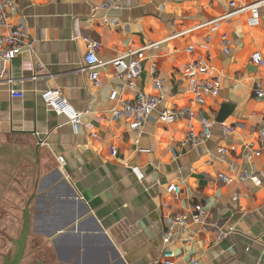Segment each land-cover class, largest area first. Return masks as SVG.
<instances>
[{"label": "crops", "instance_id": "obj_1", "mask_svg": "<svg viewBox=\"0 0 264 264\" xmlns=\"http://www.w3.org/2000/svg\"><path fill=\"white\" fill-rule=\"evenodd\" d=\"M102 1L10 0L14 7L2 8L0 0L8 23L25 20V41L34 42L0 62V216L23 224L30 203L31 237L45 241L47 264H163L167 247L176 253L175 264H264V97L256 92L257 81L264 88V65L252 62L255 52L264 58V4L257 24L246 11L197 28L232 11V0H124L110 10L98 8ZM85 37L101 43L102 61L148 47L136 85L162 99L139 131L130 118L114 114L135 90L120 84L113 65L100 68V88L81 70ZM198 58L209 61L205 77L221 82L218 95L204 104L183 75ZM9 77L23 98H11ZM48 88L83 112L77 132L45 104L40 94ZM112 90L117 101L109 99ZM180 107L195 112L197 131L210 123L205 143L183 146L191 127L186 120H157L159 110ZM132 166L141 169L142 180ZM245 170L253 177L218 178ZM171 184L182 192L169 193ZM196 204L205 207L208 221L235 232L213 244L210 228L192 224L189 233L164 243L168 217ZM73 220L79 234H61L56 242L48 237Z\"/></svg>", "mask_w": 264, "mask_h": 264}, {"label": "built area", "instance_id": "obj_2", "mask_svg": "<svg viewBox=\"0 0 264 264\" xmlns=\"http://www.w3.org/2000/svg\"><path fill=\"white\" fill-rule=\"evenodd\" d=\"M124 0H103L99 5V9L110 10L119 9L123 6ZM230 7L232 11L225 13L224 15L213 19L209 22L202 23L197 28L214 24L220 20L230 18L235 14L250 11V23L257 24L260 20L259 8L264 4V0L256 1L252 4H238L235 0H232ZM5 6L14 7L10 0H3L2 8ZM25 20H21L17 25L11 26L8 23L7 15L5 12L0 11V62L6 63L17 57L22 50L26 48H33L34 42H26L28 35V28ZM195 29V28H194ZM191 31V30H189ZM178 35V34H177ZM86 42L87 52L84 56V64L82 71L88 74L89 80L92 81L95 87L100 88L103 85V81L100 75V68L108 64H112L114 67V75L123 87L135 90V98L124 103L120 107H114L115 116L122 114L127 118H130L132 128L139 131L146 121H148L153 114L158 110V106L161 102L162 97L157 95H149L137 88L136 82L138 77L141 75L145 59L144 52L148 47H143L137 51H127L116 58L109 61H102L99 58V49L101 43L91 37L84 38ZM227 41H225V44ZM190 52L194 51L193 47L189 48ZM252 62L258 66L264 65V58L260 52H255L252 55ZM210 71V64L206 58H198L196 61L188 64L183 68V75L188 78L191 82V91L194 94L195 101L198 104H204L207 96L218 95L221 89V82L217 78L205 77ZM39 76L34 75L33 80H36ZM3 74L0 75V82L3 80ZM9 85V94L11 98H23L24 91L13 87L14 79L11 77L5 80ZM256 92L259 98L264 97V88L262 82L259 80L256 83ZM41 97L45 104L51 110L57 112V114L64 115L70 122L74 132H77L81 125V118L83 112L76 110L71 103L63 96L59 89L48 88L41 92ZM119 94L117 90H112L109 99L111 101H117ZM196 119L195 112L189 107L180 108H164L158 111L157 120L163 123H172L177 120H186L191 124L192 120ZM228 131H233L231 128H227ZM212 135L210 123H202V130L197 131L191 127L184 139L182 144L185 147H193L205 143ZM259 135L264 139V129L259 132ZM143 151H149L144 149ZM221 153H227V149L221 148ZM257 155H260V151H256ZM117 148L111 147V154L115 155ZM59 160L63 162V158ZM133 172L137 175L138 179L142 180L144 174L141 169L137 166H132ZM252 173L250 171L237 172L235 176L230 177L226 174H219L218 178L226 183L233 182L234 180L245 181L250 179ZM167 191L174 195H179L182 192L180 185L171 184L167 187ZM237 197H234L235 201ZM192 224H202L210 228L214 232L212 240L213 244H218L223 241L230 234L235 232V227H221L215 223L207 220V211L201 204L194 205L187 212H180L170 215L167 219V230L164 237V243H170L175 236L189 233L190 226ZM176 253L170 247H167L163 252V264H175ZM195 264H198L197 260H194Z\"/></svg>", "mask_w": 264, "mask_h": 264}, {"label": "rangeland", "instance_id": "obj_3", "mask_svg": "<svg viewBox=\"0 0 264 264\" xmlns=\"http://www.w3.org/2000/svg\"><path fill=\"white\" fill-rule=\"evenodd\" d=\"M0 218H3L5 223V225H0V264H3L7 255L12 256L14 254L15 246L13 242L20 237L23 224H15L12 216H0ZM44 242V240L33 239L30 235L22 264H34L38 260H43L44 264H47L46 258L49 255V249L44 246Z\"/></svg>", "mask_w": 264, "mask_h": 264}, {"label": "water", "instance_id": "obj_4", "mask_svg": "<svg viewBox=\"0 0 264 264\" xmlns=\"http://www.w3.org/2000/svg\"><path fill=\"white\" fill-rule=\"evenodd\" d=\"M32 228H31V213H30V203L27 204L25 210H24V218H23V228L21 235L18 239L14 240V254L7 255L4 258L3 264H22L25 255H26V247L27 242L29 239V236L31 235ZM81 232L80 226L76 223V220H73L70 224H68L65 228H59L57 230L50 231L48 233V237L54 242L58 240V237L61 234L67 233V234H79ZM34 264H44L43 260H38Z\"/></svg>", "mask_w": 264, "mask_h": 264}]
</instances>
